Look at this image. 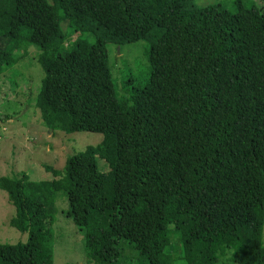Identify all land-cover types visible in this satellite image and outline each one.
Returning <instances> with one entry per match:
<instances>
[{
	"label": "trees",
	"instance_id": "1",
	"mask_svg": "<svg viewBox=\"0 0 264 264\" xmlns=\"http://www.w3.org/2000/svg\"><path fill=\"white\" fill-rule=\"evenodd\" d=\"M23 1L19 27L0 15V73L35 45L44 126L103 139L69 154L52 179L0 177L16 208L11 224L27 234L19 264H54L59 193L88 263L218 264L230 251L235 263L264 264V7ZM79 18L92 30L76 27ZM140 40L149 77L125 79L122 92L108 44Z\"/></svg>",
	"mask_w": 264,
	"mask_h": 264
},
{
	"label": "rangeland",
	"instance_id": "2",
	"mask_svg": "<svg viewBox=\"0 0 264 264\" xmlns=\"http://www.w3.org/2000/svg\"><path fill=\"white\" fill-rule=\"evenodd\" d=\"M233 0H194L198 6L225 3ZM248 4L264 7V0H246ZM28 5L23 0H0V15L5 23L19 27L26 16ZM75 26L82 31L92 30L84 18ZM67 28V22L63 23ZM72 37V36H71ZM148 43L140 40L120 46L109 43L110 63L114 77L123 92V81L133 78L135 84L143 85L149 77L147 57ZM28 55L14 67L0 73V177L24 172L32 180L52 179V171L64 167L69 154L98 145L103 134L78 131L67 134L46 128L35 98L41 87L44 70L37 61L39 53L35 45ZM132 87V85H130ZM101 171H107V163L98 158ZM16 208L8 193L0 188V264H19L27 234L12 226L11 219ZM54 264H92L87 262L83 234L75 224L67 197L57 195L54 223ZM262 242L264 245V230ZM127 256L132 252L122 243ZM126 247V248H125ZM176 257L178 243L172 240ZM230 251L218 264H239L229 260ZM180 264V263H179Z\"/></svg>",
	"mask_w": 264,
	"mask_h": 264
}]
</instances>
